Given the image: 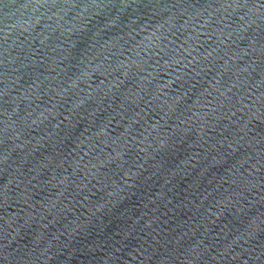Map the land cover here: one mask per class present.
I'll return each instance as SVG.
<instances>
[{
	"label": "water",
	"instance_id": "1",
	"mask_svg": "<svg viewBox=\"0 0 264 264\" xmlns=\"http://www.w3.org/2000/svg\"><path fill=\"white\" fill-rule=\"evenodd\" d=\"M0 264H264V0H0Z\"/></svg>",
	"mask_w": 264,
	"mask_h": 264
}]
</instances>
